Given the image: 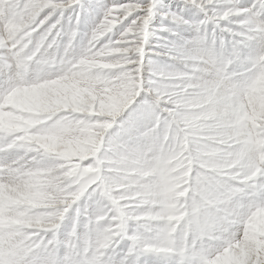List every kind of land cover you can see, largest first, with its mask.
<instances>
[{
  "label": "clouds",
  "instance_id": "obj_1",
  "mask_svg": "<svg viewBox=\"0 0 264 264\" xmlns=\"http://www.w3.org/2000/svg\"><path fill=\"white\" fill-rule=\"evenodd\" d=\"M107 2L3 5L0 264H264V0Z\"/></svg>",
  "mask_w": 264,
  "mask_h": 264
},
{
  "label": "rangeland",
  "instance_id": "obj_2",
  "mask_svg": "<svg viewBox=\"0 0 264 264\" xmlns=\"http://www.w3.org/2000/svg\"><path fill=\"white\" fill-rule=\"evenodd\" d=\"M23 2H25V0H0V15H3V5L4 4H19V3H23ZM195 2L197 4H199L200 0H195ZM214 2H216V3H227V2H230V0H214ZM33 3L36 6H38L39 5V0H33ZM84 3H85V5H87L89 7H92V6L95 5L96 0H84ZM128 3L135 4L136 0H130V2H128ZM165 3H171V0H165ZM172 10L173 11L176 10L174 5L172 6ZM70 14H71L70 12L66 13V17H67V15H70ZM84 19L86 21L89 19V17L87 16V11L85 12ZM9 28L11 30H16V29L19 28V25H17V24H9ZM6 115H9V116L5 117V120H7V118L11 117L10 113H8V114L6 113ZM256 119H257V121L264 120V116H260L259 114H257ZM257 127H258V124H257ZM9 199H11V198L9 197ZM151 222L152 221L149 220V223H151ZM253 230H254V236H253V238H251L249 240V243L252 244V245H255L257 247L264 246V241H262V240H260L258 238L260 233H264V217H259L257 219L256 223L254 224ZM159 251H167V250L159 249ZM228 254H229L228 252L225 253V258H226V256ZM235 256L236 257L232 256L229 261H227L225 258H222V259H220L218 261V263H213V264H244V261L247 258V247L243 248L239 255H237L235 253Z\"/></svg>",
  "mask_w": 264,
  "mask_h": 264
},
{
  "label": "snow or ice",
  "instance_id": "obj_3",
  "mask_svg": "<svg viewBox=\"0 0 264 264\" xmlns=\"http://www.w3.org/2000/svg\"><path fill=\"white\" fill-rule=\"evenodd\" d=\"M121 3H128L130 0H120ZM107 0H96L94 6L89 7L85 5L84 0L82 3L77 5V15L81 18V20H85V12L87 11V16L89 19L87 20L89 23H95L98 19H102L104 15H106L107 10L111 7ZM75 19V16L73 17ZM174 19L180 23V26L185 29L191 28V23H184V18L179 16H174ZM167 31V29H166ZM182 33L180 31H176L172 34L171 39H165L162 43L161 47L163 48L164 52L170 58L181 59L183 58L182 49L178 43L180 41Z\"/></svg>",
  "mask_w": 264,
  "mask_h": 264
},
{
  "label": "bare ground",
  "instance_id": "obj_4",
  "mask_svg": "<svg viewBox=\"0 0 264 264\" xmlns=\"http://www.w3.org/2000/svg\"><path fill=\"white\" fill-rule=\"evenodd\" d=\"M8 27H9V25H8ZM8 114V113H7ZM7 116H9V115H6V114H4V117H7ZM8 119V118H7ZM260 242V241H259ZM229 253L227 256H226V258H225V253ZM225 253L223 254V255H220V256H217V258H215L212 262H211V264H213V263H218V261L220 260V259H222V258H225L227 261H229L230 260V258L232 257V256H234V257H236L235 256V253L234 252H232L231 251V249H227L226 251H225ZM219 257V258H218Z\"/></svg>",
  "mask_w": 264,
  "mask_h": 264
}]
</instances>
